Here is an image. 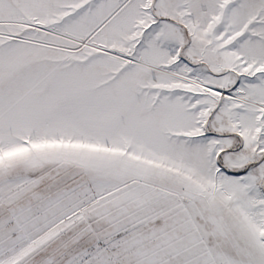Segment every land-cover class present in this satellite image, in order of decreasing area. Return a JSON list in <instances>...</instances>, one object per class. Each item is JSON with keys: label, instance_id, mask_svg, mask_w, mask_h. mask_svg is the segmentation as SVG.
I'll return each instance as SVG.
<instances>
[{"label": "snow or ice", "instance_id": "1", "mask_svg": "<svg viewBox=\"0 0 264 264\" xmlns=\"http://www.w3.org/2000/svg\"><path fill=\"white\" fill-rule=\"evenodd\" d=\"M0 264H264V0H0Z\"/></svg>", "mask_w": 264, "mask_h": 264}]
</instances>
